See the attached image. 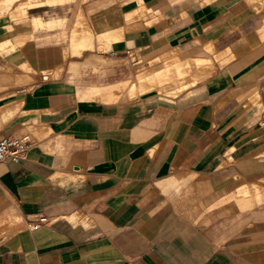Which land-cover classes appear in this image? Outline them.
I'll return each mask as SVG.
<instances>
[{
	"label": "crops",
	"instance_id": "crops-1",
	"mask_svg": "<svg viewBox=\"0 0 264 264\" xmlns=\"http://www.w3.org/2000/svg\"><path fill=\"white\" fill-rule=\"evenodd\" d=\"M48 1L0 12V264H264V0Z\"/></svg>",
	"mask_w": 264,
	"mask_h": 264
},
{
	"label": "bare ground",
	"instance_id": "bare-ground-1",
	"mask_svg": "<svg viewBox=\"0 0 264 264\" xmlns=\"http://www.w3.org/2000/svg\"><path fill=\"white\" fill-rule=\"evenodd\" d=\"M47 2L49 3L48 0H0V12H2L3 14L11 13L16 16H25L30 9L46 4ZM203 62L199 60H192L185 65L177 78V80H179L180 82L181 88L178 91L171 92L170 94L172 96H177L186 87L203 79L204 75L210 72V65H208V68H205V71L201 70ZM212 68H214V65ZM160 77H162V75H160ZM163 81L164 80H161L160 82L163 83ZM153 84L154 83L152 81V84L150 85ZM130 93L133 96H136L138 94L135 86L130 89Z\"/></svg>",
	"mask_w": 264,
	"mask_h": 264
},
{
	"label": "built area",
	"instance_id": "built-area-1",
	"mask_svg": "<svg viewBox=\"0 0 264 264\" xmlns=\"http://www.w3.org/2000/svg\"><path fill=\"white\" fill-rule=\"evenodd\" d=\"M129 57L131 62L135 64L141 63V60L133 53H129ZM31 145L32 142L28 136L9 135L0 137V164L5 162L7 158H12L16 162L24 159ZM50 223V218L45 215H38L34 220L30 221L28 228L38 230L40 227Z\"/></svg>",
	"mask_w": 264,
	"mask_h": 264
},
{
	"label": "rangeland",
	"instance_id": "rangeland-1",
	"mask_svg": "<svg viewBox=\"0 0 264 264\" xmlns=\"http://www.w3.org/2000/svg\"><path fill=\"white\" fill-rule=\"evenodd\" d=\"M255 7H257V2L256 1H254V2H252V9H253V11L254 12H256V10H255ZM262 16V14H260V15H258V18H260ZM7 20H12V19H9V18H7ZM6 20V21H7ZM139 59H141V57H139ZM144 60V59H143ZM160 62H162V66H163V64H164V60H163V57L162 58H158V59H156V60H149V62H148V66H144V65H141V67H139V69H138V71L136 72V74L138 73V72H140V70H143V69H153V68H155V67H159V63ZM175 85H176V83H170V84H167L163 89H165L166 87H169V89H170V87L172 88H174L175 87ZM152 91H156V92H159V93H162V94H164V92H162L161 90H157V89H154V90H152ZM17 224V222H15V225ZM15 227V226H14ZM7 228V226H6V223H0V232H4V230ZM19 228L17 227V228H15V229H13L12 231H16V230H18Z\"/></svg>",
	"mask_w": 264,
	"mask_h": 264
}]
</instances>
